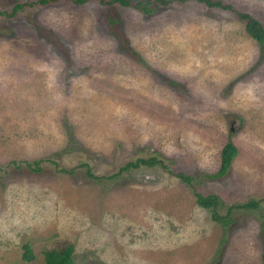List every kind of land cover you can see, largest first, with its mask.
<instances>
[{"label":"rangeland","instance_id":"1","mask_svg":"<svg viewBox=\"0 0 264 264\" xmlns=\"http://www.w3.org/2000/svg\"><path fill=\"white\" fill-rule=\"evenodd\" d=\"M110 1L0 0V264H264V0Z\"/></svg>","mask_w":264,"mask_h":264},{"label":"trees","instance_id":"2","mask_svg":"<svg viewBox=\"0 0 264 264\" xmlns=\"http://www.w3.org/2000/svg\"><path fill=\"white\" fill-rule=\"evenodd\" d=\"M50 0H39V3H46ZM85 0H75L76 3H82ZM158 2H163V0H155ZM198 2H201L205 4L206 6L212 7H220V8H228L230 9L228 5H222L219 1H214L212 2L211 0H197ZM110 2H118L122 6H127L128 5V0H111ZM140 4V3H138ZM142 11L145 13H149L151 10L147 9L144 5L141 6ZM237 18L242 20L244 22V31L248 35V37L252 38L253 40L257 41L259 44L264 43V28L263 26L254 18H252L249 14L246 13H241V12H236L235 13ZM236 148L235 146L230 142L227 141L225 142L221 149L219 150V167L217 171L213 175H205L207 178H216V177H221L222 175L225 174V172L228 170L229 165L233 157L236 155ZM37 161H34L33 164H36ZM26 164V163H25ZM160 165L164 167L161 164V161L156 159V157L151 156L147 158H137L134 161H127L125 162L117 172L109 178H114L116 174L120 172H126L129 171L133 168H137L140 165L144 166H153V165ZM28 166V164H26ZM29 167V166H28ZM36 171H38V168H35ZM89 174V173H87ZM177 177L180 178L181 181L185 183L190 182V177L184 176L183 174H177ZM190 184V183H189ZM193 196L195 203L203 208L209 211L210 213V218L212 221L219 223L222 228H224L229 222L231 221L228 215H219L216 211V208L220 205V202L218 201L217 197L209 194V195H201L193 191ZM264 201V200H263ZM258 200H248L245 203L241 204H235L227 207V213L230 210L233 209H244V210H254L258 207L259 205ZM20 259L24 262H29L33 259V254L30 250V247L26 243H22L20 245ZM72 253H73V246L71 244H66L63 245L62 247L59 248H52L49 250H45L42 252V260L44 264H75L73 258H72Z\"/></svg>","mask_w":264,"mask_h":264}]
</instances>
